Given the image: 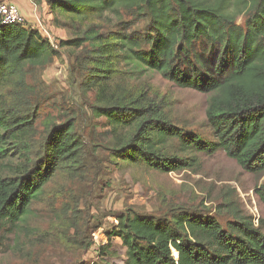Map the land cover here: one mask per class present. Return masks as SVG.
Wrapping results in <instances>:
<instances>
[{
  "label": "trees",
  "instance_id": "obj_1",
  "mask_svg": "<svg viewBox=\"0 0 264 264\" xmlns=\"http://www.w3.org/2000/svg\"><path fill=\"white\" fill-rule=\"evenodd\" d=\"M32 1L44 3L54 18L63 14L80 23L121 10L145 17L143 37L117 31L104 39L89 29L60 44L78 48L92 41L106 61L207 96V136L184 132L159 106L139 97L108 103L101 98L91 109L110 125L116 159L168 174L197 170L198 156L222 151L243 171L264 176V0ZM53 52L36 29L0 24V165L15 156L21 162L6 164L12 173L0 176V227L21 222L55 174L80 159L83 143L72 120L51 126L33 154L35 113L22 111L19 106L28 102L12 92L23 84L26 67H44ZM97 78L86 76L81 87L90 88ZM10 82L13 89L6 90ZM8 93L21 105H10ZM255 196L262 208L256 223L241 214L226 227L182 209L161 218L119 214L99 250L105 252L115 238L125 249L124 264H264V184Z\"/></svg>",
  "mask_w": 264,
  "mask_h": 264
},
{
  "label": "rangeland",
  "instance_id": "obj_2",
  "mask_svg": "<svg viewBox=\"0 0 264 264\" xmlns=\"http://www.w3.org/2000/svg\"><path fill=\"white\" fill-rule=\"evenodd\" d=\"M28 2L33 20L23 17L24 24L56 46L82 38L89 29L104 39L117 31L137 37L148 32L147 19L135 12L121 10L118 15L80 23L63 14L54 18L43 3ZM237 23L242 24L243 17ZM96 50L92 41L78 48L60 44L47 65L26 67L23 84L12 91L25 98L27 105L19 106L10 99L13 93L7 94L10 105L35 113L33 154L51 126L68 120L74 123L83 148L77 163L55 174L21 222L0 227V264H124L125 249L118 239L112 238L105 252L99 248L106 246V233L115 217L127 212L161 218L182 209L211 216L222 227L243 214L256 223L262 208L255 191L264 184V176L257 179L243 171L222 151L198 156L201 165L197 170L168 174L113 156L111 127L91 109L101 98L108 103L139 97L159 106L171 124L184 132L207 136V96L178 88L156 73L135 74L119 61H106ZM92 74L98 76L97 82L82 88L83 78ZM11 88L10 82L6 90ZM17 158L0 165V176L12 173L5 166L19 165Z\"/></svg>",
  "mask_w": 264,
  "mask_h": 264
},
{
  "label": "built area",
  "instance_id": "obj_3",
  "mask_svg": "<svg viewBox=\"0 0 264 264\" xmlns=\"http://www.w3.org/2000/svg\"><path fill=\"white\" fill-rule=\"evenodd\" d=\"M0 24L2 26L24 24V18L20 9L12 3L0 2ZM50 43L54 50L58 47V44L56 46L51 41Z\"/></svg>",
  "mask_w": 264,
  "mask_h": 264
},
{
  "label": "crops",
  "instance_id": "obj_4",
  "mask_svg": "<svg viewBox=\"0 0 264 264\" xmlns=\"http://www.w3.org/2000/svg\"><path fill=\"white\" fill-rule=\"evenodd\" d=\"M10 1H11L10 3L16 5L20 9L23 17H25L28 21L33 20V9L28 5L29 3L28 0H10ZM47 13L50 15L48 9H47Z\"/></svg>",
  "mask_w": 264,
  "mask_h": 264
},
{
  "label": "bare ground",
  "instance_id": "obj_5",
  "mask_svg": "<svg viewBox=\"0 0 264 264\" xmlns=\"http://www.w3.org/2000/svg\"><path fill=\"white\" fill-rule=\"evenodd\" d=\"M175 254V253H174Z\"/></svg>",
  "mask_w": 264,
  "mask_h": 264
}]
</instances>
